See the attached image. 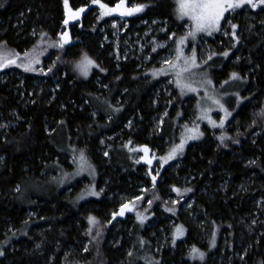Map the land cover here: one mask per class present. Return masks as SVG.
<instances>
[{"label":"trees","instance_id":"obj_1","mask_svg":"<svg viewBox=\"0 0 264 264\" xmlns=\"http://www.w3.org/2000/svg\"><path fill=\"white\" fill-rule=\"evenodd\" d=\"M119 1L137 10L122 33ZM177 6L0 0V264H264V9L229 13L209 58L194 47L248 81L234 119L147 177L196 117L155 73L187 33ZM66 8L87 9L80 25ZM147 30L164 48L128 52ZM82 165L92 177L71 176Z\"/></svg>","mask_w":264,"mask_h":264},{"label":"rangeland","instance_id":"obj_2","mask_svg":"<svg viewBox=\"0 0 264 264\" xmlns=\"http://www.w3.org/2000/svg\"><path fill=\"white\" fill-rule=\"evenodd\" d=\"M181 2L182 0H177L176 16L179 21H188L187 33L181 37L179 36L174 54L160 58L158 62L161 66L164 65V67L161 70L156 69L155 73L159 74L163 71L172 75L171 80L178 90L181 101L190 96L195 99L194 110H196V117L192 125L184 127L180 142L169 151L167 158L163 159V162L162 160L161 162L159 160L156 161L154 155H149V172H147V177L154 182L158 178V173L162 169L163 163L172 162L173 159L183 155L191 144L199 142L205 137L207 130L214 132L227 127L244 102V92L248 87V81L241 74H232L229 78L224 76V67L230 58V53L221 52L217 55L216 59H208L204 63L199 61L194 47L201 40L202 58H209L210 54L205 42L209 38H214L222 29L221 35L227 37L226 34L230 28V22H223H225L229 13L241 9L252 11L264 9V0H243L240 7L226 10L214 28L197 32L195 31V22L189 16H181L179 12ZM183 2L190 4L195 2V0H183ZM109 11L110 15L114 17L112 27L116 28L118 33H122L123 30L128 28L129 18L137 12L136 6L134 4L129 5L126 1H119L118 4L111 6ZM86 12V8L78 10L66 8L64 17L71 24L80 25ZM150 33L151 31L147 30L145 35L141 36V40L133 44L128 43L130 45L128 52L133 50L135 44L139 51L150 47L153 53H156L157 49L164 48L165 43H160L154 38L150 40L146 38ZM189 33H194V35H189ZM231 46H233V43H231ZM170 86L171 81H168L166 86L162 87V91L167 96L171 95ZM167 87L169 89H166ZM83 168H85L84 165L79 167L71 176L74 178L83 177L84 174L89 175V177L93 176L94 170L92 167ZM87 193L89 191H84V194Z\"/></svg>","mask_w":264,"mask_h":264},{"label":"snow or ice","instance_id":"obj_3","mask_svg":"<svg viewBox=\"0 0 264 264\" xmlns=\"http://www.w3.org/2000/svg\"><path fill=\"white\" fill-rule=\"evenodd\" d=\"M242 3L243 0H195V2L188 4L182 0L179 12L181 16H189L195 22V31L200 32L214 28L226 10L240 7ZM189 35H194V33H189ZM92 66L93 61L87 55L77 65L80 72L85 76ZM177 231L179 232L180 229Z\"/></svg>","mask_w":264,"mask_h":264}]
</instances>
